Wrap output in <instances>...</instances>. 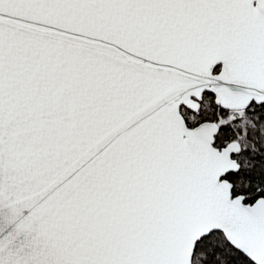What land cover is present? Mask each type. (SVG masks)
<instances>
[{"label":"snow or ice","instance_id":"1","mask_svg":"<svg viewBox=\"0 0 264 264\" xmlns=\"http://www.w3.org/2000/svg\"><path fill=\"white\" fill-rule=\"evenodd\" d=\"M0 264H264V0H0Z\"/></svg>","mask_w":264,"mask_h":264}]
</instances>
